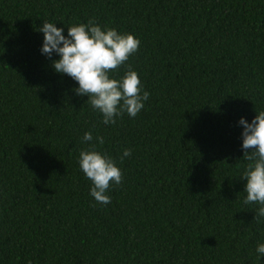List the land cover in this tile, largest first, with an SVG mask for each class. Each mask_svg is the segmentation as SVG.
Returning a JSON list of instances; mask_svg holds the SVG:
<instances>
[{
    "label": "trees",
    "instance_id": "obj_1",
    "mask_svg": "<svg viewBox=\"0 0 264 264\" xmlns=\"http://www.w3.org/2000/svg\"><path fill=\"white\" fill-rule=\"evenodd\" d=\"M89 20L140 40L135 118L103 125L40 53L43 22ZM259 111L264 0H0V264H264L237 123ZM85 132L123 174L106 206L78 166Z\"/></svg>",
    "mask_w": 264,
    "mask_h": 264
},
{
    "label": "clouds",
    "instance_id": "obj_2",
    "mask_svg": "<svg viewBox=\"0 0 264 264\" xmlns=\"http://www.w3.org/2000/svg\"><path fill=\"white\" fill-rule=\"evenodd\" d=\"M38 31L43 37L41 55L51 61L55 74L75 82V95L87 97L85 103L101 115L103 125L115 124L124 114L135 118L144 109L150 93L127 63L140 47V40L133 34L102 27L94 20L68 27L66 35L65 27H56L52 22H43ZM121 67L127 71L117 77L116 70ZM237 123L243 129V158L250 161L240 178L246 181L242 202L259 206L254 217L259 222L264 218V111L256 112L251 122L240 117ZM81 142L88 144L79 153L78 166L91 182L89 195L106 206L111 203L109 190L122 183V171L116 160L96 149L97 144L105 142L102 136L94 138L91 132H85ZM130 156L131 149L125 148L120 160ZM255 253L257 260L264 258V243L257 244Z\"/></svg>",
    "mask_w": 264,
    "mask_h": 264
}]
</instances>
